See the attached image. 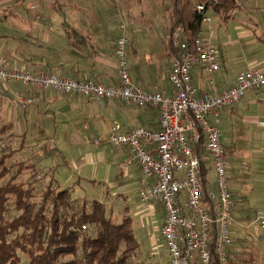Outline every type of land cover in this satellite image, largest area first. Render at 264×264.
Segmentation results:
<instances>
[{
	"label": "crops",
	"instance_id": "0c3cea01",
	"mask_svg": "<svg viewBox=\"0 0 264 264\" xmlns=\"http://www.w3.org/2000/svg\"><path fill=\"white\" fill-rule=\"evenodd\" d=\"M241 1L243 7L237 9L229 19L237 18L241 21L239 22L241 30L237 38L230 39L226 30L216 28L218 16L212 10H208L207 13L213 17V22L211 25L203 26L205 29L211 27L214 30L213 43L220 61V69L215 74V90L218 92L233 86L237 75L241 72L252 68L264 70V44L260 41L264 39V0ZM55 2L61 5L59 7L61 10L68 11L69 19L74 21L77 28L88 31L91 24L94 26L93 50L97 52L93 57H88L83 51L74 52L75 57L66 64L64 70H58L59 74L73 75L71 68L76 64L87 79L107 85L117 84L119 76L115 49L117 39L124 35L130 42L128 56L132 81L148 91L172 93L169 74L174 55L168 41L170 33L168 7L171 6L169 0L166 2L56 0ZM62 4H68V7L63 8ZM10 10L11 5L8 4V0L0 1V59L6 58L8 51L16 53L18 50L17 45L13 43L8 45L2 38L10 35L8 21L4 18ZM54 11V17L57 20L61 18L60 13L56 9ZM128 12L133 14V17H128ZM244 22L247 24L245 25ZM44 37L46 48L44 50L41 48L37 54L27 53L30 44L22 41L21 59L24 62L31 61L32 69H43L44 56L49 46V34L45 33ZM88 49H91L89 45ZM20 64L22 63L19 61H10L12 67ZM68 70L71 72L69 73ZM192 75L194 83L201 92L212 91L207 73L202 67H195ZM2 92L4 101L10 107L7 108L3 118L5 123H13L12 132L19 136L17 144L21 140V143L25 142L21 133L24 132L23 128H26L24 117L30 118L35 112L39 118L51 111L50 115H46L52 116L48 120L52 122L54 137L51 141L57 145L55 149L70 145L79 150L94 149L93 156H97V160L80 167L86 169V175L89 177L86 179L101 184V193L97 190L99 195L94 200L105 203L108 211L119 221L130 217L134 230L135 219L140 222L141 229H139L142 233L145 232L149 239V252L141 254L149 264H164L157 258L159 257L157 255L162 256L163 248L166 249L170 264L166 244L162 247L159 245V237L162 236L165 221L164 207L160 201L146 202L141 199L145 185L141 182L140 165L130 156L127 149L116 147L109 141L115 122L121 125L122 131H128L136 125H143L150 130L157 129L160 122L158 109L115 100L91 99L54 90L38 88L25 90L18 83L4 86ZM16 94L30 97L34 103L28 110L26 109L29 106L23 108L14 105L12 98ZM219 127L222 132L221 142L227 153L230 186L235 202L234 220L231 223L233 244L229 249L235 261L239 256L248 257L253 252L254 245L258 246L259 243L264 245V231L255 221L256 213L260 209L245 203L247 198L250 201L253 198H264L258 193H253L256 186L260 187L258 183L264 184V88L247 92L240 101L224 109L220 115ZM236 137L243 138L241 142L239 141V145H235ZM48 142L46 140L40 144ZM204 143L205 141L203 145ZM36 147L39 150L42 146ZM249 156L253 158L251 165L248 166L246 158ZM235 157L245 160H239L241 162L238 163ZM205 176L207 187L216 189V174L210 166L207 167ZM152 182L153 179H150L147 184L151 185Z\"/></svg>",
	"mask_w": 264,
	"mask_h": 264
},
{
	"label": "built area",
	"instance_id": "2783aa9c",
	"mask_svg": "<svg viewBox=\"0 0 264 264\" xmlns=\"http://www.w3.org/2000/svg\"><path fill=\"white\" fill-rule=\"evenodd\" d=\"M211 6V1L196 4L202 15V29L193 47L181 29L168 35L170 46L176 50L169 74L171 94L148 91L132 81L129 39L124 35L116 42L117 84L46 71L33 74L9 66L5 58L0 59V98L4 96V86L18 83L25 90H54L158 109L157 129L136 125L122 131L121 125L115 122L109 141L127 149L140 165L141 182L145 185L141 199L160 201L164 207L162 236L170 264H233L229 249L233 244L230 227L235 202L227 153L221 142L220 115L247 92L264 88V70L252 68L239 73L233 86L220 92L215 90L219 55L213 43L214 31L211 27L203 28L213 22L207 13ZM197 66L206 71L212 91L201 92L194 83L192 70ZM12 103L27 108L34 100L16 94ZM6 145L7 139H0V151ZM209 166L216 174V189L205 183L203 172ZM150 179L153 182L148 185ZM255 221L264 226V209L257 211Z\"/></svg>",
	"mask_w": 264,
	"mask_h": 264
},
{
	"label": "trees",
	"instance_id": "16d2710c",
	"mask_svg": "<svg viewBox=\"0 0 264 264\" xmlns=\"http://www.w3.org/2000/svg\"><path fill=\"white\" fill-rule=\"evenodd\" d=\"M49 1L51 8L43 13L36 12L32 18L16 9L5 15L7 27L14 25L17 28L2 37L8 45L13 43L18 47L16 53H6L9 66L11 60L19 61L22 64L17 67L33 74L41 71L59 74L58 70H64L75 57L74 52L83 51L88 57L97 54L93 50L94 26L91 24L88 31L77 28L69 19L68 11L61 10V5L55 4L56 0ZM169 1L170 33L181 29L191 47L202 29V15L196 9L197 3L211 1L212 6L208 9L223 21H228L243 7L241 0ZM62 6L68 7V4ZM55 9L61 15L58 20L54 17ZM127 15L133 17L130 12ZM45 33L49 34V46L43 69H32L31 61L21 59L22 41L30 44L27 53L37 54L41 48H46ZM260 41L264 44V39ZM171 49L174 55L176 50ZM71 70L73 75L64 74L87 79L76 64ZM12 130L13 123H5L0 114V139L8 137L9 141L0 151V264H149L140 256L141 244L130 217L119 221L105 203L74 198L70 187L61 186L52 178V172L42 171L40 161L28 162L21 157L24 143L20 139L17 144L19 136ZM231 254L229 251L233 260ZM239 258L242 264L253 263V258Z\"/></svg>",
	"mask_w": 264,
	"mask_h": 264
},
{
	"label": "rangeland",
	"instance_id": "374dc122",
	"mask_svg": "<svg viewBox=\"0 0 264 264\" xmlns=\"http://www.w3.org/2000/svg\"><path fill=\"white\" fill-rule=\"evenodd\" d=\"M8 4L11 5V10L9 12L11 11L15 12L16 10H18L21 13H23L25 16L31 17V18L32 16L35 15L36 12L39 11L43 13V11L49 10L52 6L49 0L48 1L46 0L45 1L44 0H8ZM33 6H36V7L33 8ZM44 13L47 14L48 12H44ZM239 22L241 23V21H239L237 18L231 19L229 21H223L217 17L215 26L216 28H218V30L219 29L226 30L227 35L231 39L232 37L237 38V35L239 34L241 30V27H240L241 24L239 25ZM244 24L246 25L247 22H244ZM13 26L9 28L10 30L8 29L10 32L12 30L14 31V29H17L15 28V26L14 27ZM129 47H130V42H129ZM128 55H129V52H128ZM4 100H5L4 96L0 98V114L1 115H5L7 113V108L9 107V105ZM1 103L3 105H1ZM30 107L31 106H29L26 110H28ZM46 114L50 115L51 111L44 113L39 118L37 117L35 112H34V115L30 118L24 117L23 122L26 128H23L24 132H21V133L23 134L24 139H25L24 140L25 149L20 153L21 157L26 158L28 162L40 161L39 166L43 168L42 171L52 172V176H53L52 178L55 181H57L61 186L70 187L72 189L74 198L86 199L91 202L92 200L98 197L99 193H97L98 192L97 190H99V192L101 193V184L92 182L89 179H86V178H89L86 175L87 174L86 169L84 168L81 169L80 167L85 165L86 163H90L92 160H95V161L97 160V156H93L94 149L90 148L86 150H79V149H76L72 145L62 148V149H55L57 145L51 141V139L54 137L53 132H52V126H51L52 122L48 120V119H51L52 116L48 117ZM28 115L29 114H27V116ZM46 120L48 121L46 122ZM43 127L45 131L44 129L42 130ZM238 138L239 137L235 138V145L236 144L239 145L240 144L239 141L241 142V140H243V138H239V139ZM46 140H48L49 142L40 144L42 142H45ZM8 142L9 141L7 137V144ZM246 144L247 143H245V145ZM36 146H42V147L41 149L37 150ZM250 153L252 154V152ZM235 158H236L235 160L238 161V163L245 160L239 157H235ZM252 158H253L252 156H249L248 158H246L248 166L251 165ZM15 160L16 159L14 158L13 161ZM11 163L12 162H10L9 164ZM212 177H214L213 173H212ZM258 185L260 187L256 186V188L254 189L255 192L253 193H258L260 194L259 196L264 197V192H262L264 191V184L258 183ZM245 203L252 205L251 207L253 208H258L260 210L264 209V198H261V197L253 198L251 199V201L250 199L247 198L245 199ZM258 225L262 229V231H264V226H262L261 223H258ZM135 227H136L135 228L136 235L139 238L137 239L141 240L140 241L141 243L140 251L142 252V254H145L149 252L148 236H146V233L144 231H143L144 233H142V230H140L141 229L140 222L137 219H135ZM259 244L260 245L258 246L254 245V250L251 253L253 255L248 256V260L253 258L252 264H264V245L261 243ZM159 245L160 247L165 245V242L162 236L159 237ZM142 254L140 255L141 257H142ZM157 256H159L157 258L163 261L164 264H169V260H168L165 248L162 249V256L160 255H157ZM245 258H247V256H245ZM237 261L238 259L235 261L232 260L233 264H236ZM237 264H242L241 260H239Z\"/></svg>",
	"mask_w": 264,
	"mask_h": 264
}]
</instances>
